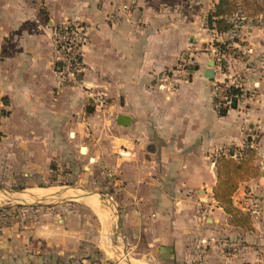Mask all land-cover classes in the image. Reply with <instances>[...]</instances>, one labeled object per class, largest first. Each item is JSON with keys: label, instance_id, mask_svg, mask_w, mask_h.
<instances>
[{"label": "crops", "instance_id": "1", "mask_svg": "<svg viewBox=\"0 0 264 264\" xmlns=\"http://www.w3.org/2000/svg\"><path fill=\"white\" fill-rule=\"evenodd\" d=\"M208 9L206 0H0L1 187L49 189L20 184L21 177H51L52 159L62 161L76 140L74 157L101 163L118 188L114 233L124 253L145 264H264L262 82L233 62L227 77H244L256 96L219 116L213 86L226 76L214 67L213 79L204 78L206 51L191 54L196 70L187 80L172 87L160 81L182 51L204 43L199 29ZM66 19L90 30L81 81L59 89L52 33ZM100 94L106 104L96 106L93 96ZM244 146L255 150L261 173L239 186L233 203L250 214L252 231L231 227L211 192L213 160ZM73 196L37 206L52 212L32 223L1 227L0 264H98L99 254L115 262L116 235L87 228L92 215L105 222L100 197L63 195ZM198 204L210 206L206 221L194 214Z\"/></svg>", "mask_w": 264, "mask_h": 264}, {"label": "rangeland", "instance_id": "2", "mask_svg": "<svg viewBox=\"0 0 264 264\" xmlns=\"http://www.w3.org/2000/svg\"><path fill=\"white\" fill-rule=\"evenodd\" d=\"M231 1L234 3L235 10L226 18V22L231 24L232 30L225 34L218 35L215 32V28L217 27L216 24H212L213 29L207 27L206 17L210 12L214 11L218 0H211L210 4L209 1L206 0V5L209 6L210 9L203 13V16L201 14V19L203 21L202 24L206 27L202 29L203 31L199 29V32H201L204 37L201 38L205 40L204 43L194 47L195 50H192L194 48L189 47V50L185 49L182 51L177 65L173 70L165 72L166 74L175 76L173 77L175 80H187L189 76L183 75L180 68H182L183 64H187L185 69L193 72L194 70L192 69L196 66L191 54H199L206 51L207 55H209L210 59L214 62L213 68L219 67L220 73L221 70L227 71L228 69H231L230 66L232 63L237 62L240 63L241 66L246 67L250 72L254 73L255 77L262 82V86L264 87V0ZM187 53L190 54V61L186 60L185 54ZM180 64L181 67H179ZM178 70L180 73H177ZM235 74L240 76L237 73ZM175 85H177V83ZM75 141L76 140H71L68 142V145L65 148L67 149V156H64L62 161L58 157L52 159L51 177H45L46 179L43 180V175H41L40 181L38 179L40 175L30 174L28 178L23 179L21 177L20 184L31 180V182L35 181V183L40 182L41 185H50L54 195H49L47 200L40 197L39 194H36L34 190H22V188L17 187L3 189L8 191L9 197L15 196L14 194H11V191H22L21 193L24 195L22 198L27 202H36L38 200H46L48 203L58 202L59 199H61V196H63L58 193L59 190H65L66 188L69 191L68 194H71V192L74 191H80L85 193H99L106 196L113 205L112 214H109V202L102 196V198H100V204L103 209L102 214L105 218V222L102 220L99 222L98 215H92L88 219L87 228H89L90 232H104L108 227L110 234L114 236L116 235L117 255L116 258L113 259L109 253L110 258L115 260V262H113L103 261L104 256L99 254L100 261H98V264H145V262L138 258L139 255H136L135 253H124L122 239L118 233H114L120 231V207L115 197L117 196L115 193L118 191V188L113 187V183H109L106 168H103L101 163H93L91 159H88V156H85L83 159H77L74 157L75 154H79L78 146L75 145ZM57 144L58 142L56 145ZM6 146L10 147V145L7 144ZM112 178L115 177L113 176ZM2 183L3 181H0V187L3 185ZM18 184L19 183L16 182V185ZM59 204L60 203L58 202L54 205ZM92 204L97 206L96 201H93ZM6 206H8L9 209L0 212V220L2 222L0 224L1 227H6L13 221H18L20 226L25 225L26 223H32L36 217H39V215H45L52 212L46 207L38 209L36 208L37 206L28 207L25 205H19L0 192V208ZM78 207L81 209V205H78ZM34 208L38 210L35 212ZM55 212H59V207ZM17 217L18 220H16Z\"/></svg>", "mask_w": 264, "mask_h": 264}, {"label": "built area", "instance_id": "3", "mask_svg": "<svg viewBox=\"0 0 264 264\" xmlns=\"http://www.w3.org/2000/svg\"><path fill=\"white\" fill-rule=\"evenodd\" d=\"M123 10H128V5L122 6ZM90 27L88 24L75 19H66L60 22L52 33V48L55 53L56 66L54 69V82L56 88H64L70 85L78 84L84 74L85 66L83 62V48L89 37ZM186 60L190 61V54H185ZM183 64L180 68L185 76H189L192 71H187ZM181 67V64L179 65ZM177 73H180L179 70ZM224 80L215 82L213 86L214 103L217 110L219 108H227L232 100L236 98V107L242 102H250L256 96V86H250L247 79L238 75L227 77L228 71H222ZM175 76L163 74L160 78L161 84L173 86L177 80ZM231 90H237V94L233 95ZM93 102L96 106L106 104L103 94L93 96ZM4 109L0 104V124L4 118ZM264 176V172H263ZM211 209L208 204H198L194 209V214L202 221H206ZM204 243V241H202Z\"/></svg>", "mask_w": 264, "mask_h": 264}, {"label": "trees", "instance_id": "4", "mask_svg": "<svg viewBox=\"0 0 264 264\" xmlns=\"http://www.w3.org/2000/svg\"><path fill=\"white\" fill-rule=\"evenodd\" d=\"M234 10L235 6L231 0H218L214 11L206 17L207 27L213 29L212 24H216L215 32L218 35L229 32L232 30V26L226 22V18ZM192 70H196V67H193ZM231 91L233 95L238 92L237 90ZM235 108L236 98L227 108H219L217 113L219 116H225L228 110ZM213 163L216 176V182L211 191L213 200L227 216L228 224L231 227L252 231L250 214L234 205L233 195L243 182L257 178L261 173L260 166L256 162L255 150L244 146L241 149H236V151H229L225 155L220 154L213 160ZM8 209V206L0 208V212Z\"/></svg>", "mask_w": 264, "mask_h": 264}, {"label": "water", "instance_id": "5", "mask_svg": "<svg viewBox=\"0 0 264 264\" xmlns=\"http://www.w3.org/2000/svg\"><path fill=\"white\" fill-rule=\"evenodd\" d=\"M207 66L208 67H207V69L204 72V78H206L208 80H212L213 79V76H214V70H213L214 62L212 60H209ZM118 120H119L118 123L124 124V122H123V120H124L123 116H121L120 119H118ZM0 192L4 196H6L10 200H12L13 202L18 203L19 205H25V206H29V207L42 206V205H44L46 203V200L48 199V198H45L46 200H38L36 202H27L24 198L21 197V194H22L21 192L22 191H20V192L19 191H11V194L12 195L13 194L15 195V196H12L11 195L12 197H9L8 196L9 195L8 191H5V189H3L1 187H0ZM84 195H86V196L95 195V196H98L100 198H102V196H103L102 194H99V193H85V192H84ZM68 198L69 199H72V198H75V197L74 196L73 197H63L62 196L61 199H59L58 202L59 203L64 202V201L68 200ZM103 198L109 202L108 203L109 204V208H110L111 213H112L113 212V205L110 203L109 199L106 196H103ZM58 202H50L49 204L52 205V204H56Z\"/></svg>", "mask_w": 264, "mask_h": 264}, {"label": "bare ground", "instance_id": "6", "mask_svg": "<svg viewBox=\"0 0 264 264\" xmlns=\"http://www.w3.org/2000/svg\"><path fill=\"white\" fill-rule=\"evenodd\" d=\"M61 188V187H60ZM51 189V188H50ZM50 189H44V190H40V189H38V190H34L35 191V193L36 194H39V195H42V196H49V195H51V194H53L54 195V192L52 191V189L50 190ZM56 189V188H55ZM54 190V189H53ZM67 190V188L65 189V190H59V192L58 193H60L61 195H67L68 194V190ZM31 191H33V190H31ZM54 191H56V190H54ZM57 192V191H56ZM71 192V191H70ZM21 197H24V195H21ZM60 197V196H59ZM62 197V196H61ZM52 198V197H51Z\"/></svg>", "mask_w": 264, "mask_h": 264}]
</instances>
